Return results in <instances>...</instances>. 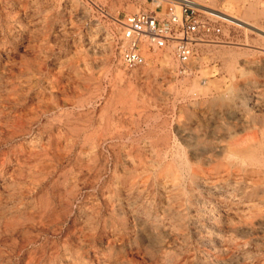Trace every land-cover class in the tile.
Here are the masks:
<instances>
[{"label": "rangeland", "instance_id": "obj_1", "mask_svg": "<svg viewBox=\"0 0 264 264\" xmlns=\"http://www.w3.org/2000/svg\"><path fill=\"white\" fill-rule=\"evenodd\" d=\"M205 4L181 75L119 61L149 0H0V264H264V0Z\"/></svg>", "mask_w": 264, "mask_h": 264}, {"label": "built area", "instance_id": "obj_2", "mask_svg": "<svg viewBox=\"0 0 264 264\" xmlns=\"http://www.w3.org/2000/svg\"><path fill=\"white\" fill-rule=\"evenodd\" d=\"M150 12L116 21L120 28L116 48L121 65L130 70L144 64L143 53L169 50L178 74H187L197 46L213 43L228 24L218 11L198 6L192 0H149ZM223 1V0H219ZM232 25V24H228Z\"/></svg>", "mask_w": 264, "mask_h": 264}, {"label": "bare ground", "instance_id": "obj_3", "mask_svg": "<svg viewBox=\"0 0 264 264\" xmlns=\"http://www.w3.org/2000/svg\"><path fill=\"white\" fill-rule=\"evenodd\" d=\"M193 1V0H192ZM195 4H197L198 6H204V7H206V8H209L208 6H206V2H209V3H211V4H214V0H196V2L195 1H193ZM209 9H211V10H214L213 8H209ZM215 11H217V10H215ZM249 11V10H248ZM251 11V10H250ZM219 12V11H218ZM221 14H222V17H223V19H225L226 20V22L229 24H233V22H232V20H234V19H232V17H230V16H228V15H226L225 13H223V12H220ZM249 13H251V12H249ZM261 13V12H260ZM236 23V22H235ZM239 23H241V24H243V26L245 25V27H246V29L248 30V27L249 28H251V29H254V30H256V31H258V32H260V33H262V34H264V31L262 32V31H260L258 28H256V27H254V26H252V25H250V24H247V23H245V22H242V21H239ZM239 26H241V25H239ZM241 28V27H240ZM243 28V27H242ZM259 33V34H260ZM208 45V44H207ZM155 52H160V53H166V52H169V53H171L169 50H164V51H162V50H152V51H145L144 53H143V58H144V61H147V60H150L147 56L149 55V54H151V53H155ZM172 54V53H171ZM169 59H170V57H168ZM171 60H172V58H171ZM252 121V120H251ZM252 124V123H251ZM263 142V141H262ZM264 159V158H263ZM247 165H249V164H247Z\"/></svg>", "mask_w": 264, "mask_h": 264}]
</instances>
